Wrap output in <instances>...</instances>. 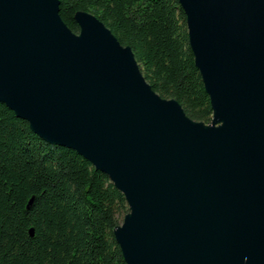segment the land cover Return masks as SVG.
I'll use <instances>...</instances> for the list:
<instances>
[{
  "label": "water",
  "instance_id": "water-1",
  "mask_svg": "<svg viewBox=\"0 0 264 264\" xmlns=\"http://www.w3.org/2000/svg\"><path fill=\"white\" fill-rule=\"evenodd\" d=\"M178 3L209 125L155 94L94 16L73 34L58 0H0V104L123 195L125 264H264V0Z\"/></svg>",
  "mask_w": 264,
  "mask_h": 264
},
{
  "label": "trees",
  "instance_id": "trees-1",
  "mask_svg": "<svg viewBox=\"0 0 264 264\" xmlns=\"http://www.w3.org/2000/svg\"><path fill=\"white\" fill-rule=\"evenodd\" d=\"M58 1L73 34L75 14H91L131 49L155 94L175 100L188 119L210 124L178 0ZM128 212L106 175L41 140L0 104V264H125L113 231Z\"/></svg>",
  "mask_w": 264,
  "mask_h": 264
}]
</instances>
